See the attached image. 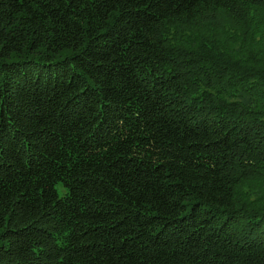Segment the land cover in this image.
Listing matches in <instances>:
<instances>
[{"label":"trees","instance_id":"trees-1","mask_svg":"<svg viewBox=\"0 0 264 264\" xmlns=\"http://www.w3.org/2000/svg\"><path fill=\"white\" fill-rule=\"evenodd\" d=\"M0 264H264V0H0Z\"/></svg>","mask_w":264,"mask_h":264},{"label":"rangeland","instance_id":"rangeland-1","mask_svg":"<svg viewBox=\"0 0 264 264\" xmlns=\"http://www.w3.org/2000/svg\"><path fill=\"white\" fill-rule=\"evenodd\" d=\"M60 185H61V184H58V187H59ZM58 190H59V193H60V194H63V190H62L60 187L58 188Z\"/></svg>","mask_w":264,"mask_h":264}]
</instances>
